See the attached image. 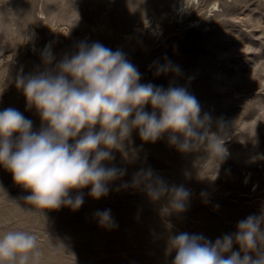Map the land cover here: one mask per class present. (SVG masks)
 I'll return each mask as SVG.
<instances>
[{
  "label": "rangeland",
  "instance_id": "374dc122",
  "mask_svg": "<svg viewBox=\"0 0 264 264\" xmlns=\"http://www.w3.org/2000/svg\"><path fill=\"white\" fill-rule=\"evenodd\" d=\"M180 2L0 0V111L14 108L39 128L17 76L43 68L48 39L57 61L81 42L100 43L124 53L140 73L139 83L185 88L208 117L210 131L222 125L228 152L215 175L203 149L182 153L170 146L167 133L142 142L134 130V155L123 159L114 152L107 165L123 173L109 183L108 194L93 199L91 186L74 190L70 195H81L83 204L75 211L43 210L45 222L25 203L30 193L0 167V233L34 235L38 264H171L169 236L186 232L215 241L264 212V0H188L184 16ZM165 64L178 74H157ZM144 170L168 188L188 192L183 212L165 215L166 197L152 201L143 186L133 187ZM105 210L111 228L100 226L96 216Z\"/></svg>",
  "mask_w": 264,
  "mask_h": 264
},
{
  "label": "clouds",
  "instance_id": "9594fccd",
  "mask_svg": "<svg viewBox=\"0 0 264 264\" xmlns=\"http://www.w3.org/2000/svg\"><path fill=\"white\" fill-rule=\"evenodd\" d=\"M41 64L42 69L15 81L26 110H35L40 126L34 129L14 108L0 111V167L30 193L24 201L40 210L44 222L43 210L65 206L75 211L83 204L81 195H70L74 190L91 186L93 199L108 194L109 183L123 173L107 165L114 152L123 159L134 155V130L142 142H156L167 133L170 146L182 153L203 149L215 164V175L228 155L222 125L210 131L195 97L182 87L139 83L140 73L119 49L81 42L57 61L46 47ZM168 71L178 74L170 64L157 74ZM146 106L151 110L145 111ZM132 184L143 186L152 201L166 197L165 215L185 210L188 192L168 188L151 170L138 172ZM96 216L100 226H114L109 210ZM36 249V237L28 232L0 233V264H38ZM172 252L171 264H264V212L239 221L234 233L215 241L186 232L169 236L167 253Z\"/></svg>",
  "mask_w": 264,
  "mask_h": 264
},
{
  "label": "bare ground",
  "instance_id": "6f19581e",
  "mask_svg": "<svg viewBox=\"0 0 264 264\" xmlns=\"http://www.w3.org/2000/svg\"><path fill=\"white\" fill-rule=\"evenodd\" d=\"M181 7H182V11H183V16L185 15V14H187V12L189 11V9L191 8H188L187 7V3H188V0L187 1H182L181 0ZM186 5V6H185ZM216 6V5H215ZM180 9V8H179ZM212 10V9H211ZM207 12V11H206ZM206 14V13H205ZM206 16H207V14H206ZM202 19V18H201ZM201 19H198V18H192L191 19V21H195L196 23H198V22H200V20ZM203 20V19H202ZM30 41V40H29ZM33 45H34V47H35V43L33 42ZM45 45V48L46 47H48V48H50V50H51V52H52V43H51V40L50 39H48L47 41H45L44 42V44L42 45V47Z\"/></svg>",
  "mask_w": 264,
  "mask_h": 264
}]
</instances>
